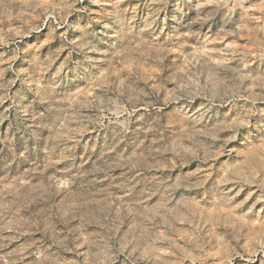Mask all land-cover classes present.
Segmentation results:
<instances>
[{"label":"rangeland","instance_id":"obj_1","mask_svg":"<svg viewBox=\"0 0 264 264\" xmlns=\"http://www.w3.org/2000/svg\"><path fill=\"white\" fill-rule=\"evenodd\" d=\"M0 264H264V0H0Z\"/></svg>","mask_w":264,"mask_h":264}]
</instances>
